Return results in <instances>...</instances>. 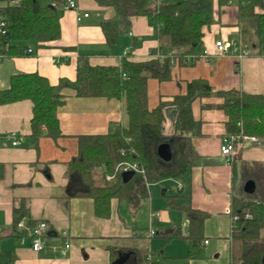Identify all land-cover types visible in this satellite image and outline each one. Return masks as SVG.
<instances>
[{"label":"crops","instance_id":"1","mask_svg":"<svg viewBox=\"0 0 264 264\" xmlns=\"http://www.w3.org/2000/svg\"><path fill=\"white\" fill-rule=\"evenodd\" d=\"M177 1L161 0L162 3ZM85 13L89 16H83ZM78 15H82L81 20ZM114 15L115 9L111 6H100L95 0H77V8L65 11L61 18L60 40L43 48L30 41L27 45L33 49V55H16L0 62V88H8L11 76L21 72L37 71L53 84L61 78L74 80L81 54L88 55L93 65H118L127 53L133 61L154 58L159 47L158 31L149 25L145 16L131 18L115 48L107 44L100 22ZM238 22V0L222 5L214 0V22L204 28L206 54L194 65L180 66L175 62L170 80L150 78L149 106L155 107L161 97L170 99L185 94L187 82L196 78L208 80L215 91L236 88L264 94V56L248 54L241 44L238 51L229 46L227 52H220L216 47L219 40L229 45L240 41ZM63 93L65 103L57 111L63 135L57 140L48 136L36 140L31 136V100L0 106V246L16 253L14 264H114L116 260L118 264H136L137 248L153 251L157 247L154 237L162 227L175 226L178 223L174 220L180 218L179 225L187 230L189 219L178 209L161 211L152 205L133 209L127 199L117 198L111 201V215L99 217L95 214L93 199L67 198L68 163L78 153L79 136L104 134L111 128L128 126L129 117L125 100L78 97L70 88ZM221 103L218 96L193 103V113L202 123V133L188 136L193 165L185 178L166 179L148 187L147 198L150 194L153 196V188L159 184L164 186L163 196L173 191L169 195L177 202L208 214L203 228L206 257L187 261L184 256L189 243L182 244L181 253L165 254L169 260L177 259L172 260L174 264H231V201L235 195L245 196L238 182L239 166L242 169L248 160L264 163V155L253 158L250 155L253 148H246L244 141L239 143L232 162L221 154L220 145L227 133V115L220 108ZM176 117L174 109L168 111L165 122L168 136L175 134ZM15 137L17 144H13ZM165 182L173 184L165 187ZM23 200L29 209L30 221L37 224L44 220L49 225L44 247L38 251L33 249L29 237L15 235L19 229L13 226V210ZM147 216L148 227L144 228ZM151 226L156 229L153 236L149 232ZM63 232L68 233L67 238ZM115 252L118 258L114 261ZM160 261L158 264H162Z\"/></svg>","mask_w":264,"mask_h":264},{"label":"trees","instance_id":"2","mask_svg":"<svg viewBox=\"0 0 264 264\" xmlns=\"http://www.w3.org/2000/svg\"><path fill=\"white\" fill-rule=\"evenodd\" d=\"M69 0H21L18 5H5L0 15L7 22L6 32H0V62L16 55L29 53L27 43L33 41L38 48L49 46L62 36L61 18ZM100 6H111L115 15L102 19L100 26L107 44L115 48L120 35L129 27L131 18L145 16L151 26L157 28L159 47L164 59L146 61L130 60V53L121 57L118 65H93L89 56L78 57L74 80L61 78L57 84L37 71L15 73L10 86L0 88V106L29 99L33 102L31 136L39 140L48 136L57 140L63 135L57 111L65 103L63 90L70 88L78 97H106L125 100L129 117L128 126L110 129L104 134L79 136L77 155L68 163L69 197L83 196L93 199L95 214L111 215L114 198L127 199L133 209H139L148 197V185L166 179L182 180L193 165L189 135H201L202 123L193 113V103L213 96L222 99L220 108L227 115L226 134L257 137L264 143V94L249 93L243 89L214 90L208 80L196 78L187 82L185 94L170 99L161 97L155 107L148 103V81L157 78L170 80L177 62L180 66L194 65L205 53L204 28L214 22V0H179L162 3L155 0H95ZM229 0H219V4ZM240 41L248 54L264 56V0H238ZM67 49V48H66ZM69 50V49H67ZM155 51V52H157ZM177 112L175 134L165 133L167 113ZM169 142L173 158L164 161L158 155V146ZM124 151V153H123ZM123 160H135L145 167V175L136 173L124 182L116 165ZM251 175L263 188L264 164L254 161ZM236 167L233 166V174ZM107 174H115L107 180ZM171 208L181 211L189 219L186 234L182 227L169 226L160 229L158 236L165 244L183 237L189 243L187 261L204 258V223L208 214L177 202L169 197ZM249 213L250 217H246ZM230 214L238 216L232 230L231 264H264V199L250 196H233ZM25 219L28 224L30 212L23 200L13 210V226ZM15 228V229H16ZM16 231V230H15ZM17 237L26 235L16 231ZM1 239V238H0ZM160 251L137 248L136 264H158L165 257L164 246ZM113 260L118 258L115 252ZM17 255L0 246V264H14Z\"/></svg>","mask_w":264,"mask_h":264},{"label":"built area","instance_id":"3","mask_svg":"<svg viewBox=\"0 0 264 264\" xmlns=\"http://www.w3.org/2000/svg\"><path fill=\"white\" fill-rule=\"evenodd\" d=\"M156 2H159L161 0H155ZM21 0H0V8L2 6H5L7 4L9 5H18L20 4ZM77 8V0H69L66 5L64 6V10H73ZM83 16L88 17L89 13L83 14ZM78 20H81L82 15L77 16ZM6 27H7V22L5 21L4 17L0 15V32L5 33L6 32ZM233 47L235 51H238L240 49L239 43L234 41L231 42V45L226 44L222 40H219L216 42V47L220 52H227L230 47ZM27 52L32 53L33 49L28 48ZM206 52L204 53V55ZM203 55V56H204ZM164 54L160 51L155 52L154 58H159L160 60L164 59ZM257 142L258 138L257 137H249L247 135L241 136V135H236V134H225L222 138V142L220 145V151L223 156L227 158L229 162H232L235 157V153L239 147L240 142ZM18 140L15 137V141L13 144H17ZM124 153V151H123ZM126 171H134V173H138L141 175H145V167L141 165L139 162L135 160H123L119 162L116 167H115V172L116 173H123ZM115 174H107L106 178L107 180H112L114 179ZM149 187V185H148ZM246 217H250V214L247 213ZM238 219V216L232 217V230L236 228V221ZM17 228L19 230H24L26 232V235L24 237H29L32 240V247L34 250H41L44 247L45 239L48 235L49 232V225L46 221L42 220L38 222L37 224L30 225L27 223L25 219H22L18 224ZM150 236H153L156 234V229L151 226L149 229ZM63 236L65 238L68 237L67 232H63ZM205 243H208V240H205ZM67 246H70V244H67Z\"/></svg>","mask_w":264,"mask_h":264},{"label":"rangeland","instance_id":"4","mask_svg":"<svg viewBox=\"0 0 264 264\" xmlns=\"http://www.w3.org/2000/svg\"><path fill=\"white\" fill-rule=\"evenodd\" d=\"M245 144H247L246 148H249V149L250 148H253V150L251 151V154H250V155H252L253 158H257V157H260V156H263L264 155V147H262V145L264 143L259 142V143H256L255 144V143H252V142H247ZM258 162H261V160L258 161ZM252 163H253L252 160H250V161L248 160V161H246V164H245V166L242 169H241V165L239 166L238 182H239V185H240V189H241L242 193L245 196H247V197L250 196V197H252V198H254L256 200H262V199H264V194H263V188H262V186L260 184H257L256 183V190L252 194H247L244 191V185H245V183L247 182V180L251 179L249 177L251 175V167L250 166H252ZM164 184H165V187H166V185H171L173 183L172 182H165ZM159 186H161V185L157 184V186L153 188L154 189L153 190V196H152V194H150L149 198H147L146 203L143 201L142 202V205H144L145 207H147L148 205L149 206L152 205L155 210H161V211H164L166 209L177 210L175 208H171L170 202H169V197H171L169 194H172L173 191H170L167 194V196H163L162 190H163V187L164 186H161V187H159ZM144 220L142 219V221H144ZM148 220H149V216H147V220H145L144 223H143V227L144 228H147L148 227ZM174 222L178 223L175 226H177V227L180 226L179 225L180 224V218H177L176 220H174ZM144 225H146V226H144ZM165 227H167V226H164L162 228H165ZM187 230H185V229L182 228V231H183L184 234H186ZM154 240H156L154 242V245H156L157 247H155L153 249V251H160L163 248V245L165 244V239L163 237H161V236H157V237H154ZM171 241L174 242L173 243L174 246L167 249V245ZM171 241L165 244V246H164L165 253H168V251L170 253H172V252L173 253H181L180 251H184L182 244H187L188 243V242H185L186 240L183 237L174 238ZM146 244L148 245V243H146ZM142 247L145 248L144 245H142ZM188 253H189V248H188ZM188 253H187V255H188ZM186 256H184V257H186ZM172 257H174V256H172ZM160 260H161L160 262L162 264H174L175 261H172V260H177V259L169 260V259H167L165 257H162Z\"/></svg>","mask_w":264,"mask_h":264},{"label":"water","instance_id":"5","mask_svg":"<svg viewBox=\"0 0 264 264\" xmlns=\"http://www.w3.org/2000/svg\"><path fill=\"white\" fill-rule=\"evenodd\" d=\"M158 155L164 161H170L173 158L172 146L169 142H164L158 146ZM135 175L134 171H126L122 173V179L124 182H128ZM256 190V182L253 179L247 180L244 185V191L247 194H252ZM119 260H116L114 264H118Z\"/></svg>","mask_w":264,"mask_h":264}]
</instances>
